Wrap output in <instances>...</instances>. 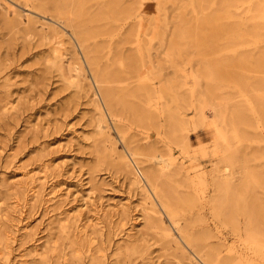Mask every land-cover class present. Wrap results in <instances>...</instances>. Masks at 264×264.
<instances>
[{"label":"rangeland","instance_id":"rangeland-1","mask_svg":"<svg viewBox=\"0 0 264 264\" xmlns=\"http://www.w3.org/2000/svg\"><path fill=\"white\" fill-rule=\"evenodd\" d=\"M45 1L0 0V264H212L192 247L198 241L204 256H217L213 264H264V234L246 225L253 211L264 224V0H139L132 18L95 16L88 24L93 41L107 45L100 61L114 62L120 74L137 71L135 46L151 19L154 55L164 40L186 47L166 74L178 78L171 94L163 96L152 74L127 97L128 110L144 107L157 118L145 120L113 116L95 97L71 28ZM95 2L85 8L98 15ZM73 44L85 71L76 70ZM209 85L217 91L212 103L230 113L234 136L227 143L217 141L211 104L204 120L198 116L197 95ZM97 101L107 138L98 129ZM165 104L187 144L169 136ZM125 144L150 149L179 171L171 184L181 198L173 209L180 233L154 191L121 166ZM248 170L258 176L249 189ZM155 215L169 232L152 224Z\"/></svg>","mask_w":264,"mask_h":264},{"label":"bare ground","instance_id":"bare-ground-1","mask_svg":"<svg viewBox=\"0 0 264 264\" xmlns=\"http://www.w3.org/2000/svg\"><path fill=\"white\" fill-rule=\"evenodd\" d=\"M138 1L139 0H96V2L94 4L98 7V15L95 12H91L85 8L86 4H87V0H46L44 3L45 5H43V7H45V9H48V8L53 9L55 14L57 15V17L58 16L61 17L59 20L66 27L71 28L72 36L75 38V40L77 42V44H76V42H75V44H76V46L78 45V47L82 51L84 58L86 60V63H87V65L90 69V72L92 74V78H93L92 81L97 86L98 92H95L94 95L96 98H97V94L100 95V98L103 100V103L106 106L108 112H110L113 116L119 115V114L121 115L122 113H125V112H130V114H133L135 118H139L140 120H145L146 117H144V115H146L147 118H149L151 116L152 119L156 115H154L153 112H150L149 110L147 111L144 107H139L138 109L133 108L132 110H128V108H127V104H128L127 103L128 102L127 97L128 96H130V97L136 96L140 91L139 90L140 86L151 81L150 76L152 74H157L158 77L160 78V88H161L163 96L166 97V96H168V93L171 94V91H170L171 87L172 86L174 87V84L176 82L175 80L177 77L176 78H170V77L168 78L166 74H168V70L170 69L169 67H171V65L175 61H177V60L183 61V58L185 57V52H186L185 51L186 47L183 44V41L180 40L179 42H177L173 46L171 42L168 43L167 40H164L163 41V42H165L164 45L159 46V49L155 50L156 55H154L153 49H155V46H156V42H155L156 31L154 32V30H155L154 23H153V19H151V22L149 21L150 23L148 26V32L146 34L144 41L142 42V41L138 40V43L135 46V48L137 49V52H139V55L141 57V60L138 63V66L136 67L137 69L135 68L137 71H134V73H131V72H129L128 74L125 73V75H123V74H120L119 71H118L119 73L116 72L115 68L113 69L114 62L113 63H107L104 66L102 65L100 59L102 60V57L104 56L103 51L107 48V45H101V44L93 41L95 30L94 29L92 30V28L88 26V24L90 22H93L95 20V16L100 17L103 14H106L107 16L109 15L111 17H115V15L118 13V14H120V16L122 15L123 18H125V19L132 18L133 17L132 15H134V12H135L134 11L135 7H137V5H139ZM127 33H129V32H127ZM137 36H139V34H137ZM127 37L128 36L125 37V40L127 39ZM75 44H73V48H74V53L76 55V62L79 64V67L76 68V70L79 69L82 72V71H85V68L83 66V62L81 61V58L77 55V52H75L76 51L75 47H74ZM118 45H119V43H118ZM101 53L103 56L100 58ZM136 59L138 60V58H136ZM159 65L162 67H159ZM197 69L198 68L196 67V70ZM203 71L198 70L197 72H199L201 75H203V78H206V79L210 78L209 74L206 73V71L205 72H203ZM176 73H177V76H179L180 73L178 71H176ZM203 73L208 75L209 77L204 75ZM212 73H215V72L212 71ZM212 73H210V74L213 75ZM90 85H93V83ZM129 85H131L132 88L130 90L126 91V89L129 88L128 87ZM133 85H136L139 88H134ZM211 88L212 87H210V85H209V87L206 88V89H208V91H206V89H205L204 92L200 91L197 95V99H198L197 104H198V109H199L198 116L200 119L204 120L205 117H203L204 115L202 114V112H203L202 110L205 108L207 103L211 104L213 106V109L217 113V118L215 120V127H216V131H217V141L222 142V143H227L229 141V139L232 136H234L233 135L234 134V128H233L234 126H233V123L229 119L230 113L227 111V108L224 107L223 104H221V103L217 104V105L212 103L211 96L213 95V93L215 94L216 90L215 89L213 90V88L211 90ZM215 95L213 97L216 98L217 96H215ZM222 99H223V97L221 98V100ZM215 100H217V99H215ZM97 104L99 107L98 110L100 111V114H101V118L97 124L98 129H99V132L102 134V136L107 138L108 135L105 132L107 126L105 125L103 110L100 107L101 104L99 105L98 101H97ZM239 104H241V103H239ZM165 106H166V104H165ZM236 106H237V104H236ZM163 109H164V114L166 116V121H167V126H168L167 131H168L169 136H171L173 139H177V140L180 138L179 141H183L182 144L183 143L187 144L189 138H188L187 134L184 132L183 128L179 129V126H177V122H179V120L177 119V117H175V114L172 112L171 108L166 106ZM236 109H237V107H236ZM238 109L239 110H237V111H240V107H238ZM245 112H243V113L245 114ZM237 113L239 114V112H237ZM236 117H237V115H236ZM238 119H240V118H238ZM236 131H237V129H236ZM232 140H235V138ZM178 144H180V143H178ZM125 145H126L125 147L127 148L128 153L120 156L121 166L130 174H134L135 176L139 177L140 180L142 182L144 181L146 186H148L150 188V190L152 189L154 191L156 197L161 202L163 210H165L168 213V215L170 216V220H171L170 223H171L172 227H174L175 230H177V232L180 233L181 224H180L178 218L173 215V209H174V207L179 205V200L181 198L178 197L179 195H177L176 191L174 190V188L171 184V181H173V179H175V177L177 176L179 171L177 172L176 170L174 171L173 169H171V164H173V163H167L164 160L165 158H163V156H161V155L152 156L150 154V152H151L150 149H147L144 147L136 148V146L134 147V146H131L130 144L129 145L125 144ZM153 150H155V149H153ZM234 154H236L235 151H233L231 153V155H234ZM144 155L146 157H150V156H152V157L150 159L141 160V157ZM143 159H144V157H143ZM146 162L148 164H145ZM239 168H241V167H239ZM244 170H246V169H244ZM244 174H243V177H244L243 178V182H244L243 184L245 185L244 187L249 189V187H251L253 183H257V181H256L257 179L253 180L254 182L252 181V179L255 177H258V176H257V174H255L256 175L255 176L249 170L245 171ZM249 179H251L250 183H249V181H250ZM144 183L142 185H145ZM243 184H241V185L243 186ZM236 189H237V187H236ZM223 191H225V190H223ZM237 191H239V189ZM248 191H246V192L248 193ZM231 192H230V194H232ZM234 195H235V193H234ZM242 195H246V194L243 193ZM237 197H238V194H237ZM253 197H255V196H253ZM239 198H237V199H239ZM218 199H220V198H218ZM220 200H222V199H220ZM223 201L225 202V200H223ZM223 201L221 203H224ZM255 201H257V200H255ZM263 201L264 200H262V202H259V204L262 205V203H264ZM235 202L236 201H234V203ZM221 203L219 201V205ZM243 203H245V200ZM251 204H255V203H253V201H252ZM251 204L249 205L250 207H251ZM261 205H260V207H262ZM251 208H253V207H251ZM253 209H255V208H253ZM261 210H262V208H261ZM251 213L252 214L254 213V218H255L256 212L253 211ZM251 213L249 212V214L247 216L248 219H247L246 225L249 226L248 229H250V228H252V226H254L253 229L255 230L254 231L255 235L257 233H260V232H262L264 234V228L261 230L258 229V228L262 227L263 221L261 220L262 221L261 225H260L261 221H258V223H256L255 221L260 220L261 218H259V219L256 218L257 220L256 219L254 220ZM261 214H263V212ZM235 215H233V217H235ZM259 216H260V214H259ZM152 220H151L152 224H154L156 227L161 229L163 231V233L170 231V227L167 224H165L164 220L160 216L155 215L152 217ZM236 220H238V219H235V222H236ZM263 220H264V218H263ZM263 227H264V224H263ZM195 240H196V238H195ZM192 247L196 249V251L200 257L202 256L203 258H205L206 262H209L212 264L215 262L217 256L214 257V255H212V253H208V251L206 252V256H204V254H203L204 249L201 247L199 241L192 244ZM215 253H216V251H215Z\"/></svg>","mask_w":264,"mask_h":264}]
</instances>
